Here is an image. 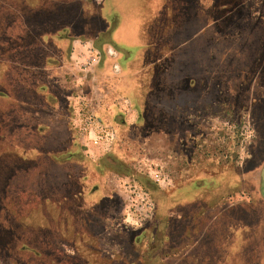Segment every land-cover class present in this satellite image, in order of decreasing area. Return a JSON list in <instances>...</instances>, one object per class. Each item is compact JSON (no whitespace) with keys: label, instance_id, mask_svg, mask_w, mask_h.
<instances>
[{"label":"rangeland","instance_id":"1","mask_svg":"<svg viewBox=\"0 0 264 264\" xmlns=\"http://www.w3.org/2000/svg\"><path fill=\"white\" fill-rule=\"evenodd\" d=\"M77 8L75 4L70 8L71 15H77ZM101 9L111 16L119 9L132 11L138 16L137 27L145 24L146 30L151 29L147 31L149 41L157 42L152 53L156 62L139 63L135 68L143 73L140 88L148 124H141V115L137 122L119 129L111 158L120 163L116 165L119 173L109 168L97 175L95 164L103 158L96 161L83 153L87 172L84 204L77 208L79 203H74L71 210L77 214L81 234L100 254L91 256L79 242L71 244L52 235L55 263L63 251L72 254L63 255L67 264H201L190 253L196 256L206 245L207 264H244L256 244L264 242L263 217L238 222L232 230L218 233L222 226L214 239H202L200 244L183 232L188 222L171 233L166 219L178 205L176 198L172 201L176 190L172 183L181 186L213 178V183L222 180V184L218 191L201 195L206 201H264V0H105ZM70 76L64 89L55 87L61 104L76 89L89 107L94 106L99 98L93 94L90 79L83 75L75 88V77ZM55 168L53 173L60 176L48 185L47 178L38 179L44 181L38 191L45 188L46 195L57 199L72 193L65 192L69 181L62 185L65 168ZM78 171L73 166L72 172ZM95 185L100 192L92 196ZM231 186H237V192ZM189 187L183 196L192 201L198 188ZM139 192L150 196L155 210L136 224V219L128 222L127 214L131 209L139 215L132 207L136 205L134 193ZM51 212L58 215L53 208ZM12 240L0 232L6 252L0 251V264H49L38 254L26 262V252L10 249L16 246ZM28 243L36 248L35 239ZM43 250L36 252L43 254ZM176 252L179 257L172 255Z\"/></svg>","mask_w":264,"mask_h":264},{"label":"crops","instance_id":"2","mask_svg":"<svg viewBox=\"0 0 264 264\" xmlns=\"http://www.w3.org/2000/svg\"><path fill=\"white\" fill-rule=\"evenodd\" d=\"M104 1L69 0L78 7L77 15L70 14L64 23L55 24L56 27L49 25L43 30L30 22L34 20L31 10L23 11L13 4L3 6L0 0V190L38 191V186L44 184L38 179L47 178L48 185L51 179L60 176L53 173L57 170L55 167L68 169H63L62 185H65L72 174L78 175L72 172L73 166L56 165L51 159L46 160L45 155L73 153V135H77L81 151L89 158L97 161L109 153L102 149L88 151L82 142L77 130L78 99L83 98L80 92L71 91L65 105L58 99L55 87L64 89L63 84L70 74L75 77V88L83 75L94 85L93 94L99 99L90 109L104 126L117 132L125 123L137 122L141 115V124H148L144 115L147 103L140 88L143 73L135 68L139 63L148 62L146 56L156 52L157 42L142 37L140 24L137 27L138 16L132 11L119 9L113 16L104 14L101 9ZM94 57L96 62L86 67ZM149 62L156 61L151 58ZM16 161L23 165L27 161L33 165L41 162L13 176L8 169L12 170ZM78 173L82 174L81 168ZM200 180L181 186L172 183V188H176L172 201L176 198L178 205L174 214L166 219L171 233L178 231L183 222H188L190 227L183 232L189 233L195 244H200L202 239H214L222 226L224 228L218 233L232 230L238 222L264 218V201L234 200L224 204L220 199L204 200L201 195L218 191L222 180L218 183H213V178ZM192 184L197 186L198 194L189 201L183 194ZM231 187L237 192V186ZM256 245L244 264H264V242ZM205 246L202 245L201 253L196 256L190 253L195 263L209 261ZM172 255L179 257L177 252Z\"/></svg>","mask_w":264,"mask_h":264},{"label":"trees","instance_id":"3","mask_svg":"<svg viewBox=\"0 0 264 264\" xmlns=\"http://www.w3.org/2000/svg\"><path fill=\"white\" fill-rule=\"evenodd\" d=\"M7 4H13V6L22 9L23 11H26L27 9L31 10L30 12L33 13L32 16L34 17V20L30 22H32L36 28L41 26L43 30H46L49 25L56 27L55 24L64 23V19H67L71 14L69 12L70 8L75 3L69 2V0H3V6ZM3 17L4 19L10 20V18L5 17L4 15ZM141 28L140 34L147 40V36L149 35V32L147 31H150L151 29L149 28L146 30L145 24H143ZM40 33L43 32L40 31ZM3 40L5 39L3 38ZM147 58L148 59L146 60L149 62V60L152 58V54ZM117 133L119 139V131H117ZM72 143L75 146L73 153H55L51 155H45L46 160L51 159V162L55 163L56 165L62 166L68 163L72 166H78L81 168L82 174H72V176H70L68 179L69 186L65 192H70L72 194H64L63 196L54 199L48 194L46 195L44 191L43 194H39L38 192L42 191H23L20 189V191L16 190L10 192L9 190H0V200L2 203L0 207V232H5L6 234L10 235V239L13 237L14 241H12L16 245L12 247H4H11L10 249L15 247L17 253L26 252L27 254L24 255V257L29 258L26 262H29V260L33 261L34 258L32 257L37 256L38 254L39 256L45 257L49 264H56L55 262L57 258H54L53 255L56 252L52 251L50 246V239L52 235L57 236L59 239H61V241L64 240L71 242V244H73V242L76 244L79 242L78 246L83 248L85 253H89V255L95 257L99 256L96 251L97 249L91 245L88 239L83 237V234H81V231L77 227V214L71 210V207L74 203H79L77 208H80L82 203L84 204V188L86 187L87 176V172L84 174L85 170L83 169V164L85 163V158L83 152L80 149L77 135H73ZM114 147L107 155L103 157L102 160H100L99 164H95L94 168L97 171V175L104 174L110 169L119 173V171L116 169V165L119 166L120 163L111 159L113 156L112 151L114 150ZM40 162H36L35 165H38ZM22 163L23 162L21 161H19V163L16 161L14 168L12 170L8 169V173L12 175L15 172L21 173L22 170H29V166L33 165L32 162L29 163L28 161L25 165ZM99 192V187L95 185L91 194L94 196ZM52 208L54 209L55 213H58L57 216L52 214ZM18 224L21 226H15ZM54 225H56L57 228H54ZM32 239L36 240V248L33 249L28 243ZM1 246L2 245L0 243V251H5V249ZM74 246L77 247L76 245ZM37 248L44 249V253L39 254L36 252ZM79 252L81 253V251ZM3 253L6 254V252ZM59 255L61 257L57 264H67L63 259L64 254L62 253Z\"/></svg>","mask_w":264,"mask_h":264},{"label":"built area","instance_id":"4","mask_svg":"<svg viewBox=\"0 0 264 264\" xmlns=\"http://www.w3.org/2000/svg\"><path fill=\"white\" fill-rule=\"evenodd\" d=\"M97 60L96 57L92 58L86 67H90ZM77 126L78 133L88 151L92 149H102L105 152H110L118 140V133L115 129L106 127L100 123L95 114L90 109L89 105L84 98L78 99ZM136 205H133L134 212L139 215H133L131 209L127 214L128 222L138 220H146L155 210V203L147 193L139 192L134 193V200ZM138 216L141 217L138 218ZM138 219V220H137Z\"/></svg>","mask_w":264,"mask_h":264},{"label":"water","instance_id":"5","mask_svg":"<svg viewBox=\"0 0 264 264\" xmlns=\"http://www.w3.org/2000/svg\"><path fill=\"white\" fill-rule=\"evenodd\" d=\"M262 177H263V179H262V182H261V194H262V196L264 198V171H263Z\"/></svg>","mask_w":264,"mask_h":264}]
</instances>
